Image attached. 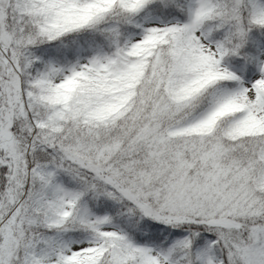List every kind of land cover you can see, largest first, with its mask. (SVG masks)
Here are the masks:
<instances>
[{
	"label": "snow or ice",
	"instance_id": "obj_1",
	"mask_svg": "<svg viewBox=\"0 0 264 264\" xmlns=\"http://www.w3.org/2000/svg\"><path fill=\"white\" fill-rule=\"evenodd\" d=\"M0 264H264V0H0Z\"/></svg>",
	"mask_w": 264,
	"mask_h": 264
}]
</instances>
